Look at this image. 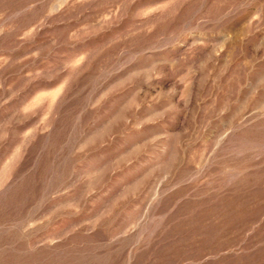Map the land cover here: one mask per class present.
Wrapping results in <instances>:
<instances>
[{"label": "rangeland", "instance_id": "rangeland-1", "mask_svg": "<svg viewBox=\"0 0 264 264\" xmlns=\"http://www.w3.org/2000/svg\"><path fill=\"white\" fill-rule=\"evenodd\" d=\"M0 264H264V0H0Z\"/></svg>", "mask_w": 264, "mask_h": 264}]
</instances>
